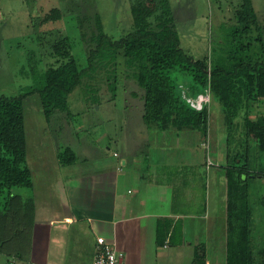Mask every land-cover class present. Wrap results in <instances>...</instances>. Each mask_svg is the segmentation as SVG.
Listing matches in <instances>:
<instances>
[{"label":"rangeland","instance_id":"1","mask_svg":"<svg viewBox=\"0 0 264 264\" xmlns=\"http://www.w3.org/2000/svg\"><path fill=\"white\" fill-rule=\"evenodd\" d=\"M244 1L167 0L184 51L197 59L204 56L209 60L214 59L220 47L219 42L223 40L230 25L235 22L234 10L241 7ZM248 1L256 14L264 39V0ZM154 3L153 0H0V95H19L27 93L29 87L39 86L44 70L59 63V56L54 52V44L64 36L69 39L71 53L79 68L86 67L89 37L92 31H95L97 17L104 31L118 38L132 31L141 15L151 20L153 15H149V10ZM176 83L181 97L196 99L200 94V90L193 93L188 77L179 76ZM204 95L202 97L208 96ZM208 98L210 101L208 146L207 140L203 141L198 131L179 132L191 136V145L184 147L181 144L173 145L176 132L150 129L149 139L154 141L151 152L159 168L170 165L168 168L171 172L175 169L174 165L178 166L183 161L190 165L197 164L198 172L204 181L207 168L210 167L207 165L208 159L214 164H219L218 151L224 149L222 110L217 101L212 100L211 96ZM67 100L68 113L56 110L48 116L40 106L37 93L30 92L23 100L26 165L30 169L33 186L12 185L8 189L0 182V213L4 215L0 221V238H8L6 242H0V264L14 260L11 255L17 250V246H21L20 253L25 251L26 244L23 241L19 242L18 238H28L26 225L30 221L28 218L30 212L10 210L8 215L4 214L8 194L13 195H10L14 201L13 207L20 206L21 195L33 196L30 197L32 204L34 201L38 203L39 198L46 193L45 171L47 168L53 171L45 162L47 157L51 161L54 159L53 156H56L62 172L99 170L105 163L118 164L125 155L130 159L126 165L119 167L124 176L139 173L143 167L144 144L141 141L142 132L138 127L143 101L141 91L129 77L121 55L117 56L114 64L97 68L94 73L84 76L81 83L70 92ZM257 111V105L252 103L251 116L254 117ZM67 148L73 154H63ZM171 150L173 154L168 158ZM59 152L71 161L63 164ZM113 152L118 153V157H114ZM203 160L204 167L201 164ZM218 164L211 167L220 170ZM249 183V203L252 210L250 237L257 249L264 247V177L250 178ZM200 207L201 204L196 202L195 209L191 212L204 214L206 211L202 210L201 213ZM224 209L225 205L221 226L219 224L216 232L219 238H212L215 239V250L209 259L210 264L225 263L226 232L224 226L222 228ZM185 219L199 224L203 221L200 217ZM9 220L13 223L10 229L11 238L8 237L9 234L5 236L3 230V226L9 223ZM181 221L183 220L180 219ZM175 233L171 237L172 246L165 251L164 256H160L163 254L161 253L155 262L152 261L154 264L187 262L188 250H185L181 258L176 256L175 238L179 235L177 229ZM196 239L197 245H201L199 242L205 240ZM188 241L194 242L195 238H189ZM72 252H69L70 256H73ZM167 253L169 256H166ZM74 262L82 264L84 258Z\"/></svg>","mask_w":264,"mask_h":264},{"label":"trees","instance_id":"2","mask_svg":"<svg viewBox=\"0 0 264 264\" xmlns=\"http://www.w3.org/2000/svg\"><path fill=\"white\" fill-rule=\"evenodd\" d=\"M153 3L149 10L153 18L141 15L136 27L118 38L107 34L97 17L89 37L86 67L79 68L64 36L54 44L59 63L44 70L39 86L19 95H0V182L8 189L31 183L22 113L27 94L37 93L46 116L56 110L68 113V95L82 78L114 64L121 55L129 77L141 91L142 121L149 129L194 130L203 141L208 139L210 103L202 110L193 109L177 90L179 76L189 78L193 93L208 89L212 100L220 104L226 178L224 264H264V247L255 249L250 237L249 179L264 177V39L256 14L245 0L234 10L235 22L219 42L215 58L197 59L181 47L167 0ZM252 103L258 108L254 117ZM64 153L73 154L68 148ZM59 158L63 164L71 161L62 152ZM10 194L4 207L7 215L10 210L17 211ZM3 216L0 213V221ZM167 232V227L158 224L157 243L162 244ZM190 264H207L203 244L195 246Z\"/></svg>","mask_w":264,"mask_h":264},{"label":"crops","instance_id":"3","mask_svg":"<svg viewBox=\"0 0 264 264\" xmlns=\"http://www.w3.org/2000/svg\"><path fill=\"white\" fill-rule=\"evenodd\" d=\"M142 114L143 106L138 123L144 144L143 170L139 173L122 174L119 167L127 164L130 159L127 155L118 164L105 163L99 170L66 172L61 171L56 156L51 161L47 157L45 162L53 171L48 168L45 171L46 193L34 204L30 200L33 196L21 195V204L17 207V211L30 212V221L26 225L28 238H18L26 244L25 251L20 253L21 246H18L11 255L14 260H7L6 264H76L74 260L83 258L82 264H92L97 236H104L124 253V264H154L155 259L161 253L160 256H164L172 246L171 237L176 229L179 234L175 238L176 256L181 258L188 250L184 264H190L198 244L196 238H204L199 244H203L206 263L210 264L215 250V239L212 238H219L216 232L221 226L226 201L223 149L218 151L219 164H214H218L220 170L210 165L204 181L197 164L183 161L174 165L171 172L170 165L159 168L151 152L154 141L149 139L150 129L142 121ZM174 137L173 145H191L188 133L176 132ZM171 154L173 150L168 153V158ZM118 155L113 152L114 157ZM201 164L204 167V160ZM32 186L33 182L26 187ZM196 202L201 204V213L206 211L204 214L191 212ZM186 217H200L203 221L199 224ZM223 223L225 229V209ZM12 224L9 220L3 226L5 236L9 234V238ZM158 224L162 229L168 228L162 244L157 243ZM189 238H195V241H188ZM6 239L0 238V242H6ZM70 251L73 256L69 255Z\"/></svg>","mask_w":264,"mask_h":264},{"label":"built area","instance_id":"4","mask_svg":"<svg viewBox=\"0 0 264 264\" xmlns=\"http://www.w3.org/2000/svg\"><path fill=\"white\" fill-rule=\"evenodd\" d=\"M204 94L210 97L209 90H202L200 94L197 95V98H184L182 97L193 109L202 110L209 107V98ZM209 139V138H208ZM207 139V146L209 145V140ZM207 165H214V163L208 159ZM96 251L93 257L92 264H124V253L114 247V245L107 241L104 236L96 237Z\"/></svg>","mask_w":264,"mask_h":264},{"label":"water","instance_id":"5","mask_svg":"<svg viewBox=\"0 0 264 264\" xmlns=\"http://www.w3.org/2000/svg\"><path fill=\"white\" fill-rule=\"evenodd\" d=\"M242 178H245V175H242Z\"/></svg>","mask_w":264,"mask_h":264}]
</instances>
